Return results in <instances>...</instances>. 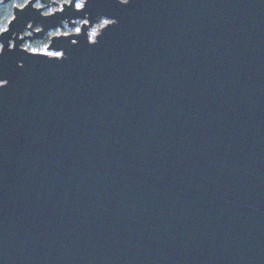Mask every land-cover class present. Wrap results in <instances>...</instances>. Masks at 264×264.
Masks as SVG:
<instances>
[{
	"label": "water",
	"instance_id": "1",
	"mask_svg": "<svg viewBox=\"0 0 264 264\" xmlns=\"http://www.w3.org/2000/svg\"><path fill=\"white\" fill-rule=\"evenodd\" d=\"M34 1L0 31V264H264V0Z\"/></svg>",
	"mask_w": 264,
	"mask_h": 264
},
{
	"label": "flooded vegetation",
	"instance_id": "2",
	"mask_svg": "<svg viewBox=\"0 0 264 264\" xmlns=\"http://www.w3.org/2000/svg\"><path fill=\"white\" fill-rule=\"evenodd\" d=\"M27 1H28V0H9V1H7V2H2V1H1V4H5V3H7L9 6H11V13H12V8H13V6L21 7V6H23ZM68 1H69V0H50L49 5H48V6H45V5L41 4V3H39L38 0H36V1L33 2V6H35V7H41V13H42V14H47V13H50V12L54 11L55 9L59 8V6H60L62 3H65V2H68ZM52 2H55V3L52 4ZM11 16H12V15H11ZM79 24H80V21H76V22H75V25H74L73 27H68L66 23H63L62 28L48 31V32H46V33L43 35L42 38H33V39H31V40H27V39H25V40L22 42L21 46H23V47L26 48L27 50H29V49L32 48V47H33V48H36V49H37V48H43V47H45L46 44H47V42H46V44L44 45L43 41H44L45 39L48 40V37H49L50 35L55 34L56 32L61 31V30H62V31H63V30H67L68 33H69V32H73V31H75V30H77V29L79 28ZM34 29L36 30L37 27H34ZM30 34H31V33H30L29 31H26V30H25V31L22 33L21 36H23V35H30Z\"/></svg>",
	"mask_w": 264,
	"mask_h": 264
},
{
	"label": "rangeland",
	"instance_id": "3",
	"mask_svg": "<svg viewBox=\"0 0 264 264\" xmlns=\"http://www.w3.org/2000/svg\"><path fill=\"white\" fill-rule=\"evenodd\" d=\"M106 22H108V20H106V19H101V20H99L96 24H94L90 29H89V31H88V37H89V39H92L93 38V36L97 33V31H98V29L103 25V24H105ZM98 28V29H97ZM78 30V29H77ZM77 30H75V31H73V32H76ZM60 33H68V31L67 30H61V31H58V32H56L55 34H60ZM29 51H32V52H42V53H45V54H47V55H59V53L58 52H52V51H48V50H46V48L45 47H43V48H30L29 49Z\"/></svg>",
	"mask_w": 264,
	"mask_h": 264
},
{
	"label": "trees",
	"instance_id": "4",
	"mask_svg": "<svg viewBox=\"0 0 264 264\" xmlns=\"http://www.w3.org/2000/svg\"><path fill=\"white\" fill-rule=\"evenodd\" d=\"M0 0V31L5 28L8 20L11 18V6H9L7 3L1 4ZM47 39L43 41L44 45L46 44Z\"/></svg>",
	"mask_w": 264,
	"mask_h": 264
},
{
	"label": "snow or ice",
	"instance_id": "5",
	"mask_svg": "<svg viewBox=\"0 0 264 264\" xmlns=\"http://www.w3.org/2000/svg\"><path fill=\"white\" fill-rule=\"evenodd\" d=\"M76 7H78V8H79V7H81V5H80V4H77V5H76Z\"/></svg>",
	"mask_w": 264,
	"mask_h": 264
}]
</instances>
